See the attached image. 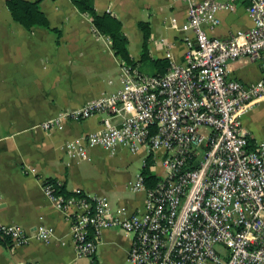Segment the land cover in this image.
I'll list each match as a JSON object with an SVG mask.
<instances>
[{
	"label": "built area",
	"instance_id": "1",
	"mask_svg": "<svg viewBox=\"0 0 264 264\" xmlns=\"http://www.w3.org/2000/svg\"><path fill=\"white\" fill-rule=\"evenodd\" d=\"M184 1L180 27L195 38L184 63L153 74L122 63L116 91L40 124L49 128L60 117L81 118L102 109L118 115V122L105 117L101 127L66 140L69 156L84 157L95 144L109 151L117 144L130 151L143 148L146 155L162 150L165 175L147 185L139 172L129 185L144 190L142 210L111 209L103 194H55L43 179L48 199L60 208L75 206L69 217L78 257L93 253L101 228L116 225L131 234L126 254L131 264H264V136L249 146L240 122L264 96V81L244 83L228 76L227 67L228 60L246 56L264 73V0H245L251 24L226 37L208 34L203 23L215 25L216 11L232 10L235 0ZM32 234L50 236L43 225ZM0 236L11 248L30 233L8 222L0 223Z\"/></svg>",
	"mask_w": 264,
	"mask_h": 264
},
{
	"label": "crops",
	"instance_id": "2",
	"mask_svg": "<svg viewBox=\"0 0 264 264\" xmlns=\"http://www.w3.org/2000/svg\"><path fill=\"white\" fill-rule=\"evenodd\" d=\"M36 1L49 27L25 28L0 0V223L14 222L30 233L20 245L10 248L0 243V264H131L126 255L131 234L116 225L99 230L92 254L76 256L69 217L75 206L60 208L42 189L43 179L51 176L67 190L105 195L111 209H143L144 190L129 185L145 164V149L130 151L117 144L109 151L95 144L87 147L84 157H71L64 147L66 140L101 127L105 117L118 122V115L101 109L81 118L60 117L49 128L40 126L63 110L116 91L124 62L113 52L109 36L71 0ZM92 1L97 12L119 20L139 73L163 72L184 63L185 49L195 46L193 31L180 27L186 20L184 0ZM245 4L235 0L232 10L218 9L215 25L203 23L206 32L226 37L249 26ZM139 20L148 22V58L143 60ZM227 67L228 76L244 83L264 81L259 63L246 56L228 60ZM240 122L254 142L264 136V96L252 103ZM150 152L148 172L157 180L162 174L154 163H160L162 150ZM38 225L49 230L46 240L32 234Z\"/></svg>",
	"mask_w": 264,
	"mask_h": 264
},
{
	"label": "trees",
	"instance_id": "3",
	"mask_svg": "<svg viewBox=\"0 0 264 264\" xmlns=\"http://www.w3.org/2000/svg\"><path fill=\"white\" fill-rule=\"evenodd\" d=\"M71 1L80 11H85L91 15V22L97 30L109 36L111 48L113 52L120 57L122 62L134 66L136 61L128 52L126 46V37L120 30L119 20L114 16L108 15L106 12H97L93 6L92 0ZM5 3L12 19L25 28H30L31 26L49 27L48 21L42 10L39 8L36 0H5ZM137 25L142 31L140 60H143L145 58H148L146 50L148 22L145 20H139L137 21ZM153 62L161 63L162 59H153ZM162 65H164V63H162ZM247 143L249 146H253L254 143L249 135H247ZM150 153L146 155L145 164H143L141 167V172L143 173L144 180L147 184H152L156 181V177L148 172V165L152 162L150 159ZM44 179L45 181H49L51 183L52 190L55 194L65 196H80L84 194L81 189L67 190L66 188H64V185L58 182L54 177L46 176ZM0 243L9 245V241L6 236H0Z\"/></svg>",
	"mask_w": 264,
	"mask_h": 264
},
{
	"label": "rangeland",
	"instance_id": "4",
	"mask_svg": "<svg viewBox=\"0 0 264 264\" xmlns=\"http://www.w3.org/2000/svg\"><path fill=\"white\" fill-rule=\"evenodd\" d=\"M203 129L206 130L207 127H202ZM154 167L156 169V171L159 173V174H162V175H165V168H163V166L158 163L157 161L154 163Z\"/></svg>",
	"mask_w": 264,
	"mask_h": 264
}]
</instances>
